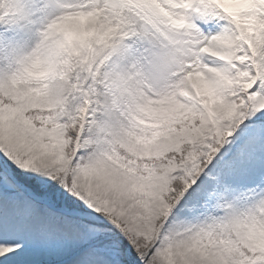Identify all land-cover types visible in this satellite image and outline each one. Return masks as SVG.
<instances>
[{
    "label": "snow or ice",
    "instance_id": "6c2138e0",
    "mask_svg": "<svg viewBox=\"0 0 264 264\" xmlns=\"http://www.w3.org/2000/svg\"><path fill=\"white\" fill-rule=\"evenodd\" d=\"M0 264H264V0H0Z\"/></svg>",
    "mask_w": 264,
    "mask_h": 264
}]
</instances>
